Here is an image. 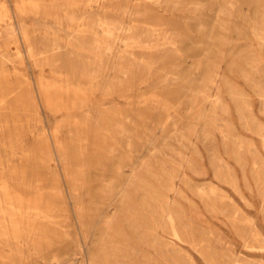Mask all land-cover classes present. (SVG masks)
<instances>
[{
	"label": "rangeland",
	"instance_id": "rangeland-1",
	"mask_svg": "<svg viewBox=\"0 0 264 264\" xmlns=\"http://www.w3.org/2000/svg\"><path fill=\"white\" fill-rule=\"evenodd\" d=\"M0 6V264H264V0Z\"/></svg>",
	"mask_w": 264,
	"mask_h": 264
},
{
	"label": "bare ground",
	"instance_id": "bare-ground-1",
	"mask_svg": "<svg viewBox=\"0 0 264 264\" xmlns=\"http://www.w3.org/2000/svg\"><path fill=\"white\" fill-rule=\"evenodd\" d=\"M231 3V2H230ZM4 5V4H3ZM220 11H221V9H220ZM3 12H5V10H4V7L2 8L1 6H0V21H1V19H2V15H3ZM222 12V11H221ZM6 17V16H5ZM100 21V20H99ZM119 23V22H118ZM100 24H102V25H104L105 27H106V31L107 32H109L110 34L111 33H113V31H112V24L110 23V22H102L101 21V23ZM119 26V25H118ZM122 27V26H121ZM119 28L120 27H115V29H117V30H119ZM7 31H9L10 32V34L12 33L11 32V30L13 29V27H12V25H8L7 26ZM105 31V32H106ZM157 32H159L157 29H153L152 30V32H151V34L153 35V36H155L156 34L157 35H160L161 33H157ZM161 32V31H160ZM104 33V32H103ZM170 33H171V31L169 32V35H170ZM109 34V35H110ZM149 34V33H148ZM175 34V33H174ZM174 34H172L171 33V36L173 35V37L175 36ZM12 35V34H11ZM112 36H114V35H112ZM0 37H1V30H0ZM141 38V37H140ZM172 38V37H171ZM140 39H139V37H137V36H131L130 37V41H136V42H138ZM98 43H99V41H98ZM0 47H1V45H0ZM104 47H106V46H104ZM117 52V51H116ZM19 53V52H18ZM71 53V52H70ZM72 54V53H71ZM119 57L120 58H122V59H124V58H126V57H130V59L132 58V60H138L139 62H140V64H144V65H146L147 67H148V64H149V60H148V58H146V57H144V56H139L138 54H136L135 52H129V51H125V52H119ZM73 55V54H72ZM145 55V54H144ZM0 57L2 58V59H6V60H8L7 58H12L13 56L11 55V54H1L0 53ZM97 58V57H96ZM19 59V58H18ZM137 61V62H138ZM9 62V61H8ZM135 62V61H134ZM10 63V62H9ZM152 64H153V62H152ZM116 65V64H115ZM134 65V64H133ZM131 67V66H130ZM133 67V66H132ZM150 67V66H149ZM119 70H121V71H125V70H128V67L126 66V65H124V64H121L120 66H119ZM14 73V72H13ZM4 74H6V73H4ZM11 74V73H10ZM174 76V75H173ZM4 77H5V75H4ZM9 77H11V76H9ZM177 78V77H176ZM167 79V78H166ZM165 80V79H164ZM2 82V81H1ZM165 82V81H164ZM216 83V82H215ZM6 84V83H5ZM8 86H10L9 84H7ZM203 94H204V92H203ZM231 95V94H230ZM233 95V94H232ZM2 97V96H1ZM0 97V98H1ZM4 97L5 96H3V100H4ZM244 97V96H243ZM215 98V97H214ZM3 103V105L5 104V105H7V103L5 102H2ZM2 104H0V106H1ZM2 107V106H1ZM6 108V107H5ZM2 109V108H1ZM8 111V110H7ZM19 113V112H18ZM243 115V114H242ZM130 117V116H129ZM17 118H18V116H17ZM12 119V118H11ZM14 119V118H13ZM12 119V120H13ZM27 119V118H26ZM14 123L16 122V121H13ZM10 123V122H9ZM2 125L4 124V123H1ZM5 124H7V122L5 123ZM4 124V125H5ZM15 124H17V122L15 123ZM24 125V124H23ZM29 126V125H28ZM4 127V126H3ZM0 128H1V125H0ZM16 128H17V126H16ZM15 128V129H16ZM4 129V128H3ZM8 129V128H7ZM18 129V128H17ZM27 130V129H26ZM124 130H126V129H124ZM123 130V131H124ZM8 131V130H7ZM7 131H6V134L8 135V133L9 132H11V130L7 133ZM13 131V130H12ZM15 131H17V130H15ZM33 131V130H32ZM2 132V131H1ZM4 133V132H3ZM2 133V134H3ZM13 133L14 132H12V133H10V135L12 134L13 135ZM219 133V132H218ZM15 134H17V132H15ZM15 134H14V136H15ZM4 135H5V133H4ZM20 135V134H19ZM6 136V135H5ZM17 136V135H16ZM8 137V136H7ZM8 138H10V137H8ZM18 139V138H17ZM12 140V139H11ZM14 141H15V139H14ZM21 141V140H20ZM11 142V141H10ZM19 142V141H18ZM17 142V143H18ZM16 144V143H15ZM20 145V144H19ZM11 146V145H10ZM9 146V147H10ZM12 146H14V145H12ZM8 147V146H7ZM22 147V146H21ZM238 147V146H237ZM247 148V147H246ZM11 149V148H10ZM6 150V149H5ZM12 150V149H11ZM235 150V149H234ZM239 150V149H238ZM7 151V150H6ZM5 151V152H6ZM13 152H14V148H13ZM257 153H258V150H257ZM216 160V159H215ZM258 166V165H257ZM256 166V167H257ZM142 167V166H141ZM261 181H263V180H261ZM263 183V182H262ZM165 184V183H164ZM168 184V183H167ZM170 184V183H169ZM261 184V183H260ZM166 186V185H165ZM170 187V186H169ZM187 187V186H186ZM1 188V187H0ZM25 187H23L22 185H20V184H17V183H14V185H13V189L11 190V191H8V195H10L11 197L10 198H14V200H16L17 201V205H15L13 208H15V209H19V210H21L22 208H23V206L22 205H29L28 207L30 208V209H32V210H35L34 212H36V214L38 213V214H40V213H42V211H41V208H40V206L39 207H37V206H35L34 205V203H37L38 201H39V196H29L28 195V193H25L24 192V189ZM29 188H34V186H31L30 185V187ZM172 188V187H171ZM198 188V187H197ZM185 189V188H184ZM2 190V189H1ZM7 190V189H6ZM172 190H173V188H172ZM30 192H32L31 190H30ZM29 192V193H30ZM109 193V192H108ZM210 193V192H209ZM208 193V194H209ZM3 195V194H2ZM7 195V194H6ZM7 195V196H8ZM210 195V194H209ZM213 195V194H212ZM5 196V195H4ZM6 196V197H7ZM160 197V196H159ZM209 197V196H208ZM213 197V196H212ZM2 198H4V197H2ZM8 198H9V196H8ZM7 198V199H8ZM124 198V197H123ZM264 198V196L262 197V199ZM164 199V198H163ZM10 200V199H9ZM13 200V199H12ZM208 200V199H207ZM206 200V201H207ZM261 200V199H260ZM5 201V200H4ZM213 201V200H212ZM211 201V202H212ZM12 202H14V201H12ZM226 202V201H225ZM228 202V201H227ZM164 203V202H163ZM209 203V202H208ZM229 203V202H228ZM260 203V202H259ZM264 203V202H263ZM159 204H161L160 203V201H159ZM194 204V203H193ZM225 203L223 202L222 203V205H224ZM261 205H262V201H261V203H260ZM171 205V204H170ZM218 205H220V204H218ZM226 205H227V203H226ZM228 205H232V204H228ZM9 206V205H8ZM225 206V205H224ZM206 207V206H205ZM220 207V206H219ZM226 207V206H225ZM11 208V207H10ZM9 208V209H10ZM26 208V207H25ZM24 208V209H25ZM236 208V207H235ZM12 210V209H11ZM14 210V209H13ZM26 210V209H25ZM220 210V209H219ZM222 210V209H221ZM18 211V210H17ZM20 212V211H19ZM26 212V211H25ZM181 212V211H180ZM165 213V212H164ZM244 213V215L248 218V219H251V217H249L245 212H243ZM10 214V213H9ZM37 214V215H38ZM172 214V213H171ZM175 214V213H174ZM173 214V215H174ZM185 214V213H184ZM22 215H23V213L21 214L20 213V216L19 217H17L15 220L13 219L12 221H11V223L10 224H3L1 227H0V242H2V241H5V242H11V243H13V245H12V247L10 248V249H13L12 250V252H13V254H12V258H11V262L13 263V262H17V259H16V256H14V253H16V252H18V246H19V241H16V242H14V241H11V235H7V230H8V227H12V229H14L13 228V224L15 223V224H18V223H22L21 221H22ZM42 215H44V214H42ZM169 215H170V213H169ZM173 215H172V217H173ZM1 216V215H0ZM4 216V215H3ZM12 217V216H11ZM178 218V217H177ZM189 218V217H188ZM192 219V218H191ZM21 220V221H20ZM190 220V219H189ZM183 221V220H182ZM188 221V220H187ZM8 222H10V221H8ZM195 222V221H194ZM4 223V222H3ZM183 224H184V222H183ZM30 225V224H29ZM187 226V225H186ZM194 227H195V225H193ZM198 225H196V227H197ZM19 227V226H18ZM34 227V226H33ZM27 228V227H26ZM202 228V227H201ZM201 228H200V230H201ZM30 229V228H29ZM191 229H192V227H191ZM196 229V228H195ZM195 229H193V230H195ZM202 229H204L205 231H206V229L205 228H202ZM200 230L199 231H197V233H199L200 232ZM30 231H32V229L30 230ZM36 231V230H35ZM34 231V232H35ZM201 231H203V230H201ZM33 232V231H32ZM172 232V231H171ZM204 232V231H203ZM207 232H208V230H207ZM190 233H191V231H190ZM193 233V232H192ZM195 233V232H194ZM12 234V233H11ZM204 234H205V232H204ZM209 234V233H208ZM211 234V233H210ZM222 234H223V232H222ZM197 235H199V234H197ZM202 235H203V233H202ZM206 235V234H205ZM200 237H201V233H200V235H199ZM198 236V238H200ZM207 236V235H206ZM217 236V235H216ZM255 236L259 239L260 237H262L261 236V234H260V232L257 230L256 232H255ZM151 237V236H150ZM183 237V236H182ZM192 237V236H191ZM203 237V236H202ZM222 237H223V235H222ZM197 238V237H196ZM195 238V239H196ZM246 238V237H245ZM256 238V239H257ZM181 238H179V240H180ZM200 239H202L201 241H199L200 243L202 242L203 243V238H200ZM215 239V238H214ZM244 239V238H243ZM249 239V238H248ZM257 239V240H258ZM216 240H218V239H216ZM245 240V239H244ZM252 240V239H251ZM146 241V240H145ZM181 241V240H180ZM185 241V240H184ZM220 241V240H219ZM232 241V240H231ZM182 242V241H181ZM198 242V241H197ZM204 242H206V241H204ZM244 242V241H243ZM254 242V241H253ZM199 243V244H200ZM237 243V242H236ZM258 243H260V242H258ZM196 244V243H195ZM204 244V243H203ZM247 244V243H246ZM188 245H191V244H188ZM205 245V244H204ZM203 245V246H204ZM201 246V245H200ZM208 246H209V244H208ZM223 246H224V244H223ZM253 246V245H252ZM260 246V245H259ZM164 247V246H163ZM205 247V246H204ZM213 247V246H212ZM227 247V246H226ZM9 248V247H8ZM192 248V247H191ZM201 248V247H200ZM219 248H222V247H218V249ZM202 249V248H201ZM208 248H206L205 250H207ZM212 249V248H211ZM210 249V250H211ZM195 250V249H194ZM198 250V249H197ZM209 250V251H210ZM220 250V249H219ZM222 250V249H221ZM221 250H220V253H221ZM225 252H227V249L225 248ZM191 251H192V249H191ZM223 251H224V248H223ZM208 252V251H207ZM206 252V253H207ZM235 252V251H234ZM233 252V253H234ZM211 253V252H210ZM222 253H224V252H222ZM228 253V252H227ZM209 254V253H208ZM225 254V253H224ZM230 254H232V253H230ZM176 255H177V253H176ZM226 255V254H225ZM208 256V255H207ZM212 256V255H211ZM231 256V255H230ZM233 256V255H232ZM232 256H231V258H232ZM177 257H179V256H177ZM220 257H222V256H220ZM238 257V256H237ZM161 258V257H160ZM186 258V257H185ZM210 258V257H209ZM233 258H234V256H233ZM232 258V259H233ZM242 258H245V257H241L240 258V256H239V259H242ZM53 259H55L56 260V256H54V254H53ZM208 259V257L206 258V259H204V261L205 260H207ZM236 260V259H235ZM57 261V260H56ZM189 261H191V259L189 260ZM209 261V260H208ZM239 261V260H238ZM249 261V260H248ZM161 262V261H160ZM206 262V261H205ZM211 262H213V260H211ZM210 262V263H211ZM232 262V261H231ZM242 262V261H241ZM57 264H58V261L56 262ZM138 263V262H137ZM143 263V262H142ZM244 263V262H243ZM246 264H248V262L246 261L245 262ZM254 263V262H253ZM92 264H94V263H92ZM127 264H133L132 262H127ZM188 264V263H187ZM189 264H190V262H189ZM192 264V263H191ZM213 264V263H212ZM217 264H218V262H217ZM229 264V263H228ZM231 264V263H230ZM232 264H233V262H232ZM252 264V263H251Z\"/></svg>",
	"mask_w": 264,
	"mask_h": 264
},
{
	"label": "crops",
	"instance_id": "crops-1",
	"mask_svg": "<svg viewBox=\"0 0 264 264\" xmlns=\"http://www.w3.org/2000/svg\"><path fill=\"white\" fill-rule=\"evenodd\" d=\"M255 260L261 261L262 259H255ZM206 263H207V262H206ZM198 264H199V262H198ZM207 264H209V263H207Z\"/></svg>",
	"mask_w": 264,
	"mask_h": 264
}]
</instances>
